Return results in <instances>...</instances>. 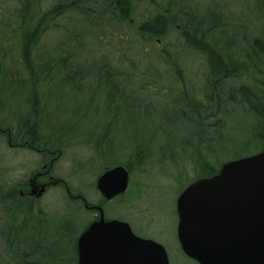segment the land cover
Masks as SVG:
<instances>
[{
  "label": "trees",
  "instance_id": "1",
  "mask_svg": "<svg viewBox=\"0 0 264 264\" xmlns=\"http://www.w3.org/2000/svg\"><path fill=\"white\" fill-rule=\"evenodd\" d=\"M230 1L0 0V5L8 4L7 13L0 12V26L4 27V36H0V79L9 77V80L20 81L28 91L29 108L16 133L24 128L30 135L38 125L35 119L37 95L52 81L59 80L68 91L78 94L98 90L115 111L120 109L121 101L128 105L136 103L137 99L129 94L135 90L131 79L146 78L156 82L162 78L159 70L170 68L168 75H172V79L167 80L168 90L177 91L175 94L180 98L189 100L186 106L180 104L175 108L176 120L190 122L187 117L191 116L202 132L217 130L220 136L224 127L221 118L208 124L204 120L214 117L222 110L220 107L228 117L235 106L252 119L245 145L260 143L263 149L264 0H252L249 13H254L250 21L242 18L243 22L237 21L235 13L226 11ZM53 30L59 32L57 44L44 42L41 45L47 32ZM120 31L125 35L119 36ZM111 35L113 41L108 39ZM97 42L112 46L98 54L94 50ZM91 51L98 56L97 60L86 59ZM186 56L202 59L205 72L200 87L192 90L188 86L179 91V79L186 83L180 65L184 61L180 57L186 59ZM13 57L19 64L12 61ZM143 57H149L150 66L145 67L149 73L145 68H134H137L135 61ZM122 58L129 60V69L118 68L126 65ZM88 65L93 68L87 70ZM237 80H240L238 85L232 86L231 82ZM131 96L135 102H127ZM4 128L9 127L4 125ZM212 138V134L207 133L203 140ZM249 154L252 153L238 154L227 160ZM193 162L195 180L217 173L224 161L215 165L198 154ZM121 163L130 171L127 161ZM8 187L4 194L0 192V264H42L58 233L62 235L61 240L69 236L72 262L77 264L78 231L73 233L71 216L77 207L85 211L83 204L73 202L65 193L71 207L60 214H48L32 200L20 196L13 183ZM68 189L72 193L71 188Z\"/></svg>",
  "mask_w": 264,
  "mask_h": 264
},
{
  "label": "rangeland",
  "instance_id": "2",
  "mask_svg": "<svg viewBox=\"0 0 264 264\" xmlns=\"http://www.w3.org/2000/svg\"><path fill=\"white\" fill-rule=\"evenodd\" d=\"M7 5H0L1 13H7ZM251 7L252 0H232L225 9L228 13H235L238 22H243L242 18L250 21L254 13H249ZM57 32H47L41 45L44 42L48 45L57 44L60 40ZM112 34L117 36L115 32ZM124 35L125 32H119V36ZM0 36H4L2 26ZM113 36L108 39L113 41ZM111 46L97 42L94 50L101 54ZM186 57H180V60L184 61L180 65L184 70L186 83L179 79V91L188 86H191L192 90L198 88L205 72L202 59ZM86 59L97 60L98 56L91 51L86 55ZM122 59L126 60V65L116 66L129 69V60ZM138 59L135 61V69L143 70L146 66L149 68V57ZM12 61H15L14 57ZM15 63L19 64L17 61ZM15 63L13 62L14 65ZM93 65L98 66L96 63ZM93 65L86 66V69L91 70ZM165 69L159 70L162 78L156 82L146 78L131 79L135 90L127 92L137 99L136 103H132L135 99L131 96L127 102L132 104L121 101L117 112L111 110L105 95L100 91L90 89L84 94L70 92L58 79L38 93L35 119L38 122L39 143L43 144L45 152L59 148L52 151L55 158L51 166L53 181L57 182L44 190L38 199V205L48 214H60L65 208L71 207L63 187L66 185L71 188L72 193L82 195L89 204L101 205L106 218L125 220L132 230L154 238L164 247L169 264H198L180 250L176 239V198L195 178L196 164L193 160L201 154L216 165L221 160L226 161L238 154L257 152L262 146L260 143L245 145L248 126L252 123L251 117L249 119L246 113L235 106L236 109L232 110L228 117L225 109L220 107L222 110L214 117L204 120L208 124L221 118L224 127L220 136V131L217 130L213 132L208 129L202 132L190 115L187 119L191 123L176 120L175 108L180 104L186 106L189 100L180 98L175 94L177 91L168 90L166 83L168 79H172V75H168L170 68ZM145 70L148 73L150 71L146 68ZM240 80L232 81L231 85H238ZM31 98L29 95L30 100ZM147 104L152 107L146 106ZM28 108V91L24 83L9 80V77L0 79V132H6L5 125L15 134ZM21 129L24 132V128ZM9 133L11 130L8 129L7 135ZM207 133L212 134V140H203ZM5 140L0 137L1 194L9 188L8 184L19 183L27 173L26 163L36 161L39 153H42L39 148L37 152V149L27 148L26 145L10 147ZM123 161H127L130 166L128 190L122 200L103 203L94 186L95 177L106 165ZM84 209L85 211L77 207L72 211L73 233L78 231L79 234L92 218L93 212ZM56 235L51 243L54 245L49 249V255L43 259L42 264H73V249L68 241L69 236L61 240L62 235Z\"/></svg>",
  "mask_w": 264,
  "mask_h": 264
},
{
  "label": "water",
  "instance_id": "3",
  "mask_svg": "<svg viewBox=\"0 0 264 264\" xmlns=\"http://www.w3.org/2000/svg\"><path fill=\"white\" fill-rule=\"evenodd\" d=\"M129 170L116 163L94 180L105 200L125 191ZM77 237V264H169L164 247L135 235L103 210ZM177 238L198 264H264V148L224 161L217 173L197 178L176 199Z\"/></svg>",
  "mask_w": 264,
  "mask_h": 264
},
{
  "label": "flooded vegetation",
  "instance_id": "4",
  "mask_svg": "<svg viewBox=\"0 0 264 264\" xmlns=\"http://www.w3.org/2000/svg\"><path fill=\"white\" fill-rule=\"evenodd\" d=\"M8 129L11 130V133H9V135H7ZM8 129L6 130L5 134L0 133V137H4L6 139L5 142L10 147H16L17 145H26L27 148L35 149V150L37 149L36 150L37 152L39 151L38 150V148H39L41 150L40 152H42V153H39V158L36 161L31 162V163H26V167H25V170L27 172L26 175L24 176L23 179L19 180L20 181L19 183L14 184L15 189L20 196H23L25 198H28L29 200H32V203H34V204H38L39 203L38 199H39L40 195L46 191L47 187L50 184H55L57 182V181H53V178H52L53 172L51 170V166L53 165V161L55 158L53 156L52 151L53 150H55V151L59 150V148H54L51 151H46V152L43 150L44 149L43 144L39 143V136L37 134V129H38L37 124H36L35 128L33 129V131L31 132L30 135L25 133V131L14 134L13 130L10 127ZM40 144H41V146H40ZM19 164H20V166L22 165L21 160L19 161ZM45 168H46V170H45ZM63 187L65 190V193L68 195V197L73 202H76V201L81 202L86 209L91 210L93 212L92 218L90 219V221L87 223V226L83 230H85L93 221H96L99 219L100 211H99L98 207H101L103 210L104 220L116 219V218H106L105 214H104L105 213L104 209L101 205L89 204L82 195L72 194L70 192V190L68 189L69 187L66 185ZM128 187H129V182H128V185H127V187L123 193L118 194L117 196L111 198L110 200H105L101 196L102 200L104 201L103 203L112 202L113 200H119V199L122 200L123 197L125 196L127 190H128ZM179 194H180V192L178 193V195ZM175 209H176V205H175ZM176 215H177V212H176ZM120 220H122V219H120ZM123 221H125V220H123ZM145 224L148 225V223H145ZM132 232L135 235H138V236L143 237V238H151V237L144 236L143 234H141V232H138V231L132 230ZM151 239L155 240L154 238H151ZM176 239L178 242L177 226H176ZM178 245H179V242H178ZM179 248H180V245H179ZM180 250H181V248H180Z\"/></svg>",
  "mask_w": 264,
  "mask_h": 264
}]
</instances>
